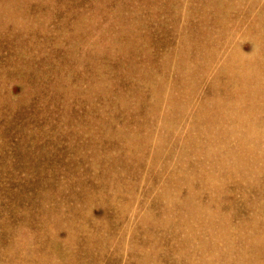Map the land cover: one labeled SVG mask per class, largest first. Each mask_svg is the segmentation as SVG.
I'll use <instances>...</instances> for the list:
<instances>
[{"label": "rangeland", "instance_id": "rangeland-1", "mask_svg": "<svg viewBox=\"0 0 264 264\" xmlns=\"http://www.w3.org/2000/svg\"><path fill=\"white\" fill-rule=\"evenodd\" d=\"M0 264H264V0H0Z\"/></svg>", "mask_w": 264, "mask_h": 264}, {"label": "bare ground", "instance_id": "bare-ground-1", "mask_svg": "<svg viewBox=\"0 0 264 264\" xmlns=\"http://www.w3.org/2000/svg\"><path fill=\"white\" fill-rule=\"evenodd\" d=\"M254 3V2H253ZM222 75V74H221ZM237 111V110H236ZM222 123V122H221ZM229 127V126H228ZM251 138H253V137H251ZM260 155V154H259ZM258 157V156H257ZM211 159V158H210ZM220 161V160H219ZM205 177V176H204Z\"/></svg>", "mask_w": 264, "mask_h": 264}]
</instances>
